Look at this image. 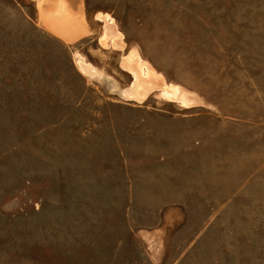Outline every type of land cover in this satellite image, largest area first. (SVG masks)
Listing matches in <instances>:
<instances>
[{
  "label": "rangeland",
  "instance_id": "obj_1",
  "mask_svg": "<svg viewBox=\"0 0 264 264\" xmlns=\"http://www.w3.org/2000/svg\"><path fill=\"white\" fill-rule=\"evenodd\" d=\"M0 264H264V0H0Z\"/></svg>",
  "mask_w": 264,
  "mask_h": 264
},
{
  "label": "bare ground",
  "instance_id": "obj_2",
  "mask_svg": "<svg viewBox=\"0 0 264 264\" xmlns=\"http://www.w3.org/2000/svg\"><path fill=\"white\" fill-rule=\"evenodd\" d=\"M70 19H69V23L67 22V20H65V18L64 19L60 18L58 20H55L54 22H51L50 24L52 25L51 27L54 30V32L57 33V35H59L60 37H62L65 40L71 41L72 39L74 40V39L80 37L81 35H83L85 33V31L82 29V27H80L81 25H79V26H77L76 24L72 25L71 22L73 20H70ZM74 21H73V23H74Z\"/></svg>",
  "mask_w": 264,
  "mask_h": 264
}]
</instances>
